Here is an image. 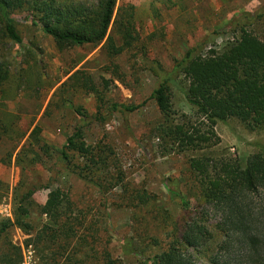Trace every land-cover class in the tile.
<instances>
[{
  "label": "trees",
  "instance_id": "16d2710c",
  "mask_svg": "<svg viewBox=\"0 0 264 264\" xmlns=\"http://www.w3.org/2000/svg\"><path fill=\"white\" fill-rule=\"evenodd\" d=\"M146 1L168 9L182 3ZM115 6L116 0H95L90 7L78 0H0V140L26 138L32 122L22 123L7 103L19 92H36L46 84L44 65L33 49L27 50L19 67L7 62V46L23 43L13 16L25 14L30 26L51 38L60 52L93 50L104 42L108 64L103 71L128 87L115 59L135 47L139 34L134 6L122 5L114 18ZM258 26H264L262 10L233 16L227 24L231 41L220 49L198 42L160 77L147 101L154 102L160 116L150 133L162 154L197 152L218 145L215 126L229 119L250 131L264 125V38L254 32ZM110 27L120 37L119 44L108 35ZM142 57L145 61V52ZM152 64L156 65L153 71L161 70L158 63ZM178 78L186 83L194 117L173 108L171 82ZM102 81L107 89L108 81ZM106 89H98L89 72L77 70L56 89L44 112L49 117L52 109H63L77 120L48 170L55 177L65 172L81 181L86 189L81 201L73 202L68 193L55 188L43 205L34 202L35 193L49 187L33 172L45 158L52 157L51 148L42 144L39 127L33 128L15 155L21 179L12 193V219L0 220V264L23 263L21 247L10 239L14 228L29 236L25 248H30L35 264H123L111 253L114 230L108 208L130 211L131 235L119 240L125 256L136 255L135 240L158 251L153 258L142 257L141 264H264V145L257 146V152L245 162L188 159L185 194L178 189L177 179H164L168 193L186 212L187 218L178 221L157 205V197L144 183L127 181L109 143L87 144L83 129L90 123L104 125L114 114L127 117L147 103H115ZM69 93L93 96L95 111L89 114L74 105L65 98ZM11 158L7 154L3 164L9 165ZM173 187L175 192H171ZM0 188L8 190L2 182ZM3 195L0 192V200ZM208 207L220 216L213 225L207 218ZM33 212L45 218L37 229L29 221Z\"/></svg>",
  "mask_w": 264,
  "mask_h": 264
},
{
  "label": "rangeland",
  "instance_id": "374dc122",
  "mask_svg": "<svg viewBox=\"0 0 264 264\" xmlns=\"http://www.w3.org/2000/svg\"><path fill=\"white\" fill-rule=\"evenodd\" d=\"M78 1L85 7L95 3V0ZM124 4L134 6L135 26L139 34V41L135 47L115 59V63L126 75L128 87L103 71L108 64L104 42L93 50L67 49L60 52L51 38L30 26L29 21L25 20V14L13 16L23 43L7 46V62L19 67L27 50L33 49L36 59L41 62V66L44 65L43 80L46 84L36 92H19L14 101L7 103L8 110L19 115L22 123L32 122V125L22 141L0 140V182L8 187L7 192L0 188L1 194H4L0 200V220L12 219V193L21 179L20 169L14 165V158L36 126L42 131L40 134L42 144L51 148L52 157L45 158L33 172L49 187L48 190L37 191L33 196L34 202L43 205L47 194L55 188L68 193L73 202L81 201L84 197L85 185L75 176L61 172L55 177L48 170L59 157V151L66 138L78 125L77 120L63 109H52L49 117L44 116L56 89L75 71L89 72L100 90L106 89L102 80H107L109 84L106 95L115 103L137 105L147 101L160 77L169 72L174 60L181 59L190 47L204 41L203 46H215L220 49L232 40L227 24L233 16L264 11V0H182L179 6L170 9L158 2L116 0L114 18L117 10ZM254 32L260 38H264V26L256 27ZM109 34L119 44L120 37L114 34L112 27ZM142 52L146 54L145 61ZM154 62L161 66V70H152L156 68V65L152 64ZM171 90L174 110L194 117L195 109L187 101L186 83L183 78L173 80ZM65 98L89 114L95 111L96 104L91 95L69 93ZM159 118L154 102L147 101L143 108L127 117L114 114L106 124L92 122L83 129V132L89 145L102 140L109 143L126 174L127 181L132 184L144 183L145 189L157 197V205L178 221L185 220L187 215L180 202L168 193L163 184L164 179H177L178 189L185 194L188 187L185 180L188 159L232 158L245 162L257 152V146L264 145V125L250 131L236 119H229L215 126V133L219 138L218 145L197 152L162 154L158 148V140L150 133ZM7 154L12 156L9 165L2 162ZM31 175L32 172L27 174L28 177ZM174 190L173 187L171 192H175ZM206 213L211 225L219 221V214H215L211 207L206 209ZM108 215L114 230L111 243L114 258L120 259L123 264H141L142 257L153 258L158 253L156 249L146 247L144 243L135 240L133 248L136 255L125 256L119 240L131 235L130 211L108 208ZM29 221L37 229L45 223V218L33 212ZM28 238L29 236L18 229L14 228L10 232L12 243L21 247L22 264H35L30 248H25ZM197 264L205 263L199 261Z\"/></svg>",
  "mask_w": 264,
  "mask_h": 264
}]
</instances>
